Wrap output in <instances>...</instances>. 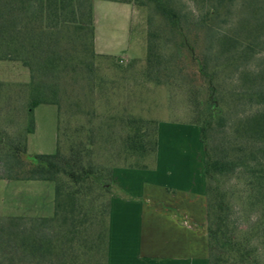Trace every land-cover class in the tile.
Returning a JSON list of instances; mask_svg holds the SVG:
<instances>
[{
	"label": "trees",
	"instance_id": "1",
	"mask_svg": "<svg viewBox=\"0 0 264 264\" xmlns=\"http://www.w3.org/2000/svg\"><path fill=\"white\" fill-rule=\"evenodd\" d=\"M95 1L0 0V61L30 73L25 83L0 81L2 123L27 118L21 130L0 124V178L56 188L53 216H0V264H107L114 170L144 167L157 150L156 119L113 113ZM106 1L147 10L141 75L183 90L200 126L209 263L264 264V0ZM111 59L125 73L139 62ZM42 104L58 107L67 152L59 138L56 152L29 153ZM79 115L88 122L73 124Z\"/></svg>",
	"mask_w": 264,
	"mask_h": 264
},
{
	"label": "rangeland",
	"instance_id": "2",
	"mask_svg": "<svg viewBox=\"0 0 264 264\" xmlns=\"http://www.w3.org/2000/svg\"><path fill=\"white\" fill-rule=\"evenodd\" d=\"M94 14L97 24L95 50L104 55L98 58V64L101 73L109 79V86L116 88L115 94H111V88L109 92L113 113L124 114L127 111L136 116L154 118L158 121L159 128L160 125L162 127L161 134L159 129L157 150L145 159L146 166L130 167L122 166L121 163L118 167L140 171L145 178H151L158 169L157 177L172 184L178 180L181 182L189 170H197L199 164L204 165V148L199 142L200 126L191 122L192 106L183 90L156 85L146 81L141 75L148 53L147 10L133 4L96 0ZM111 58L123 60L120 61L123 65L135 60L139 62L135 70L125 73L126 69L117 67ZM29 80V70L20 62L0 61V81L6 86ZM98 105L99 113L107 112L104 103L99 102ZM64 116H61L62 121ZM59 120L58 107L55 105L42 104L35 109L36 129L28 135L30 154L56 152L59 138L62 150L67 152L69 142L62 128L59 131ZM87 120L86 115H79L73 124H86ZM26 122L24 111L17 112L14 121L3 120L2 123L0 119V124L10 131L23 129ZM95 122H98L97 119ZM64 124L65 121L61 123V127ZM0 172H5V166L1 162ZM55 196L53 181L0 180L2 212L21 214L22 211H28L51 217L55 213ZM9 208H14V211Z\"/></svg>",
	"mask_w": 264,
	"mask_h": 264
},
{
	"label": "crops",
	"instance_id": "3",
	"mask_svg": "<svg viewBox=\"0 0 264 264\" xmlns=\"http://www.w3.org/2000/svg\"><path fill=\"white\" fill-rule=\"evenodd\" d=\"M203 168L199 164L172 184L156 176L158 169L145 178L140 171L116 167L107 264H210ZM0 216L40 214L0 209Z\"/></svg>",
	"mask_w": 264,
	"mask_h": 264
}]
</instances>
